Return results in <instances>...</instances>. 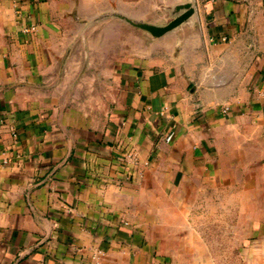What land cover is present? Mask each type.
Listing matches in <instances>:
<instances>
[{
	"label": "crops",
	"instance_id": "1",
	"mask_svg": "<svg viewBox=\"0 0 264 264\" xmlns=\"http://www.w3.org/2000/svg\"><path fill=\"white\" fill-rule=\"evenodd\" d=\"M222 196L246 215L218 237ZM248 213L264 0H0V264H264Z\"/></svg>",
	"mask_w": 264,
	"mask_h": 264
},
{
	"label": "rangeland",
	"instance_id": "2",
	"mask_svg": "<svg viewBox=\"0 0 264 264\" xmlns=\"http://www.w3.org/2000/svg\"><path fill=\"white\" fill-rule=\"evenodd\" d=\"M236 188L240 192L241 187L236 184ZM242 198L240 196L234 197L232 199H229V197H219L218 198V206H224L225 204L231 205L232 207H229L227 209L225 208H219L217 209L216 212H213L212 210H207L204 214V219L206 221H212L216 220L217 222V228H216V236H226V235H231L228 232L221 227V224L224 222H232V224L235 226V228L232 231H239L240 223L245 220V215L244 213H240L239 210L242 205ZM250 220H260L262 217H264V214L262 213H248L247 214ZM211 233L209 235H212V229L210 231ZM235 233V232H233ZM234 245H217L216 249L218 254L224 256V254H230L232 252V249L234 248ZM223 264H232L234 263L233 261H227V262H222Z\"/></svg>",
	"mask_w": 264,
	"mask_h": 264
},
{
	"label": "water",
	"instance_id": "3",
	"mask_svg": "<svg viewBox=\"0 0 264 264\" xmlns=\"http://www.w3.org/2000/svg\"><path fill=\"white\" fill-rule=\"evenodd\" d=\"M191 11H192L191 9L186 10L185 12H183L176 18L172 19L170 22H168L165 26H162V27H150V26H144V25H141L140 27L150 32L152 36L159 37L164 32L173 29L178 24H180L182 21H184L190 15Z\"/></svg>",
	"mask_w": 264,
	"mask_h": 264
},
{
	"label": "built area",
	"instance_id": "4",
	"mask_svg": "<svg viewBox=\"0 0 264 264\" xmlns=\"http://www.w3.org/2000/svg\"><path fill=\"white\" fill-rule=\"evenodd\" d=\"M33 30H34V27L33 26H30V27L24 29V32L28 33V32H31ZM222 39H225V38H222Z\"/></svg>",
	"mask_w": 264,
	"mask_h": 264
}]
</instances>
